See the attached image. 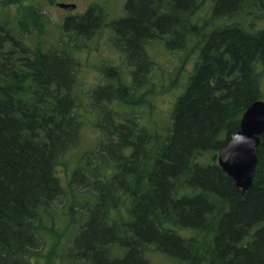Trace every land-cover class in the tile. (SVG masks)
Here are the masks:
<instances>
[{
	"label": "trees",
	"instance_id": "obj_1",
	"mask_svg": "<svg viewBox=\"0 0 264 264\" xmlns=\"http://www.w3.org/2000/svg\"><path fill=\"white\" fill-rule=\"evenodd\" d=\"M21 3L1 1L18 7L0 20V264H151L149 252L176 264H264V132L245 192L216 160L264 100V0H126L108 25L131 82L120 66H99L90 93L99 141L70 172L65 156L81 127L74 51L105 12L92 3L67 16L47 44V16ZM158 39L196 53L161 126L139 109L154 93L146 48Z\"/></svg>",
	"mask_w": 264,
	"mask_h": 264
},
{
	"label": "rangeland",
	"instance_id": "obj_2",
	"mask_svg": "<svg viewBox=\"0 0 264 264\" xmlns=\"http://www.w3.org/2000/svg\"><path fill=\"white\" fill-rule=\"evenodd\" d=\"M1 1L0 20L14 19L17 15V4L6 6L2 5ZM125 2L126 0H22L21 5H36L47 16L48 21L45 23L46 33L45 37L43 36L47 44H55L59 41L62 34L61 26L67 16L83 14L92 3L99 4L105 12L104 25L87 41L81 51H74V56L79 61L80 66L76 79L77 92L80 97L79 103L81 105L77 108V112L81 119V127L77 144L65 156L66 172L71 171L82 154L94 150L99 141L100 130L96 126L99 120V110L98 107L92 106L90 100L91 91L102 80L100 70H98L99 66L104 63L120 66L124 81L126 83L131 82L129 71L121 59L122 55L112 43V30L111 26L108 25L113 19L124 15ZM69 3L75 4L76 7L73 10H66L59 6V4ZM212 5L210 1H207L198 16L200 18L207 17ZM226 8L224 7L223 9ZM35 36L38 37L37 35ZM30 41L34 40L31 38ZM176 49L178 51L170 50L159 39L152 41L146 48L155 66L150 76V81L154 83V93H151L153 96L145 95V99L149 101V107L140 106L139 108L142 111L149 110L146 115L147 117L149 116V119L144 120V122L153 120L158 126H161L169 120L172 105L184 88L188 72L193 68L196 53L192 50L191 43L184 47V49L189 50L187 57L184 49ZM261 80L262 90L264 91V75ZM170 85H173V87L167 90ZM144 91V86H142L138 94L133 96V99H138V96ZM122 108L134 111L138 109L137 105L129 107L122 105ZM142 111L139 112L144 116ZM58 174L63 177L65 168L60 167ZM146 256L151 264H176L173 258L162 253L149 252Z\"/></svg>",
	"mask_w": 264,
	"mask_h": 264
},
{
	"label": "water",
	"instance_id": "obj_3",
	"mask_svg": "<svg viewBox=\"0 0 264 264\" xmlns=\"http://www.w3.org/2000/svg\"><path fill=\"white\" fill-rule=\"evenodd\" d=\"M66 10L76 5L59 4ZM264 132V100L254 101L243 113L239 129L231 136L216 155L218 165L231 177L235 186L245 192L252 183L257 163L255 148L259 145L260 135Z\"/></svg>",
	"mask_w": 264,
	"mask_h": 264
}]
</instances>
